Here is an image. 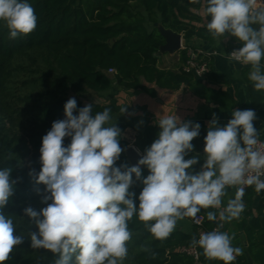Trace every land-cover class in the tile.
I'll return each instance as SVG.
<instances>
[{
	"label": "clouds",
	"instance_id": "obj_1",
	"mask_svg": "<svg viewBox=\"0 0 264 264\" xmlns=\"http://www.w3.org/2000/svg\"><path fill=\"white\" fill-rule=\"evenodd\" d=\"M203 11L211 17L206 29L214 40L227 34L242 43L227 58L250 66L248 80L254 90L264 91V0H204ZM0 22L9 30V38L16 39L35 31L38 17L27 0H0ZM92 108L86 104L74 115L77 101L70 98L64 105L65 118L54 121L42 137V166L34 180L44 185L41 202L47 206L39 211L24 209L38 229L30 233L32 249L51 251L58 256L55 264H124L134 216L155 239L164 240L178 221L191 217L199 223L201 209H220L229 187H236V192L219 212L224 222L239 219L244 212L245 186H254L257 194L264 191V141L254 127L253 109L233 110L223 127L213 113L204 138V163L194 172L199 155L185 157L194 150L191 142L199 136V123L183 122L176 114L161 115L156 121L158 138L137 164L117 166L125 151L121 129L112 122L110 108L94 116ZM126 111L127 106L120 108V113ZM65 138H70L67 146ZM141 166L149 171L143 178ZM11 171L0 170V264L24 240L15 235L13 218L2 211L17 183ZM137 181L143 185L138 207L136 194L129 191ZM207 219L215 221L217 214L208 211ZM233 239L234 234L213 230L201 233L199 239L193 236L191 246L201 248L209 260L232 264L243 255ZM141 251L150 248L142 246ZM151 255L155 258V253Z\"/></svg>",
	"mask_w": 264,
	"mask_h": 264
},
{
	"label": "trees",
	"instance_id": "obj_2",
	"mask_svg": "<svg viewBox=\"0 0 264 264\" xmlns=\"http://www.w3.org/2000/svg\"><path fill=\"white\" fill-rule=\"evenodd\" d=\"M27 2L38 17L35 31L10 39L9 30L0 22V170L10 168L11 178L17 181L14 195L2 211L13 218L15 235L24 237L23 243L13 249L4 264H55L58 256L51 251L32 249L30 233L38 229L24 209L32 207L39 211L47 206L41 202L44 185L36 184L34 180L42 166L39 149L42 137L51 129L52 123L65 118L64 105L70 99V92L78 95L74 115H78V110L86 104L93 105V116L104 108H110L112 116L124 115L120 113L124 106L114 98L107 103H85L79 97L84 98L89 92L99 95L111 89L114 82L123 89L142 90L151 96H156L157 91L149 85L172 90L187 85L208 101H215L229 110L234 108L236 101L228 91L210 88L202 82V79L218 81L220 76L213 70V57L205 52L198 54L199 50L189 44L177 51L179 59L173 67L160 65L161 57L157 53L165 44V38L157 24L182 34L186 40L215 41L203 25L205 20H211L200 13L204 0L197 4L190 0ZM226 38H229V53L243 46L235 37L226 34ZM190 51L209 65L210 69L203 77L185 69ZM109 69H114L115 73H109ZM249 71L250 66L244 65L241 74L247 83L250 101L264 115V91L254 90L248 80ZM116 126L121 129L120 144L126 150L130 143L125 133L131 126L122 122ZM206 135V131H200L194 138L191 142L193 151L204 149ZM69 143L70 138H65L64 145ZM124 152L117 166H130ZM203 163L199 159L193 171L198 172ZM148 174L144 166L142 178ZM142 188V183L137 181L129 189L136 194L137 207ZM256 195L254 186L246 189L243 197L246 207L239 219L220 221L219 209H201L198 214L204 216V222L202 226L194 225V233L174 231L164 240L155 239L134 216L129 222L133 237L124 264H195V257L181 249L192 247L191 239L193 236L198 239L200 230L211 232L215 228L234 234L233 246L243 249V255L237 258L245 260L248 253L256 262L264 264V191L255 213ZM208 211L215 212L217 220L209 221ZM142 246L150 248V252L141 251ZM151 253H155V258Z\"/></svg>",
	"mask_w": 264,
	"mask_h": 264
},
{
	"label": "crops",
	"instance_id": "obj_3",
	"mask_svg": "<svg viewBox=\"0 0 264 264\" xmlns=\"http://www.w3.org/2000/svg\"><path fill=\"white\" fill-rule=\"evenodd\" d=\"M200 13L204 16L203 9ZM206 20L203 25H206ZM255 27V26H254ZM183 36V35H182ZM221 41L215 40L213 43L204 41L198 38H192L186 40L183 36L182 46L191 45L192 47L197 48L200 52H205L213 57V70L220 76V80H206L202 79V82L208 87L228 91L236 101L234 108L225 109L220 107L219 104L215 101H208L205 97L196 93L187 85H182L178 90H172L167 88H159L155 85H149L150 87H155L157 91L156 96H151L148 93L146 95L148 103L145 104L141 100L144 91L142 90H131L126 93L128 97H131V103H126L125 101L120 100L118 103L127 106V109H130L125 112L124 115H114L113 118L118 117L119 122H123L121 118L126 117L129 119L128 125L132 126L126 130L125 136L128 139L130 145L135 146L141 153H145V150L151 146V144L158 138V133L160 128L156 123L157 119L161 115H174L176 114L181 121L193 123H199L201 125L200 131L207 132L208 125L211 119L213 118V113H215L218 118V126L223 127L231 119V113L233 110H245L253 109L256 112L257 118L253 122L254 127L259 132V138L264 140V115L261 110L255 108L250 101L248 86L244 81L241 74V70L244 65L239 62L232 61L229 62L227 56L230 54L227 50L229 38L223 39ZM182 49V48H181ZM165 53L160 55V57L165 56ZM169 54L171 57L170 62H177L179 59L178 52L174 54ZM165 67H170L165 65ZM115 85H118L114 82ZM121 88L120 86H118ZM122 90H125L121 88ZM109 91V92H108ZM136 91V92H134ZM106 94H114L111 89L105 91ZM105 92L100 93L104 94ZM125 92V91H124ZM109 96V95H108ZM107 96V100L99 101V103H107L109 99H112ZM117 97V96H116ZM114 97L118 101V99ZM98 102V101H94ZM133 113L128 115L127 113ZM144 112V114H142ZM120 118V119H119ZM142 131V140L137 142L136 137H131L130 134H133V131ZM132 143V144H131ZM195 155H199L200 159L204 161V149L202 151H193L185 157V159L192 158ZM227 195L222 198L221 208L227 206L228 199L234 198V189L229 187L226 189ZM262 192L255 196V201L253 204V209L255 213L258 211V207L261 204ZM194 218L187 217L184 220L177 222L176 228L174 231H183L188 233H194ZM243 233V232H241ZM243 243L245 246L248 245L247 240L244 235H242ZM198 252V258L196 259L195 264H223L222 261L218 260H209L204 254L203 250L199 247H196ZM246 252V251H245ZM232 264H259L256 262L248 253L245 260L237 258Z\"/></svg>",
	"mask_w": 264,
	"mask_h": 264
},
{
	"label": "rangeland",
	"instance_id": "obj_4",
	"mask_svg": "<svg viewBox=\"0 0 264 264\" xmlns=\"http://www.w3.org/2000/svg\"><path fill=\"white\" fill-rule=\"evenodd\" d=\"M165 56H163V57H161L160 58V65H162V66H165V65H168V66H170V67H173V65H174V62H170V59H171V57L170 58H168L169 57V54L168 53H166V54H164ZM111 91H113V93L114 94H106L107 92H105L104 94H95V93H93V92H89V93H87L86 94V96L83 98V97H81V96H79L80 98H82V99H84V101H85V103H89V102H91V101H104V100H107V96L108 97H110V98H114V97H116L117 99H118V102L120 101V100H122V101H125L126 103H131V97H128L127 95H126V93H128V91H131V90H127V89H125V90H122L121 88H119L118 87V85H115L114 83L112 84V86H111ZM125 91V92H124ZM109 92V91H108ZM134 92H136V91H134ZM143 93V96L141 97V100L143 101V103H145V104H147L148 103V101H147V98H146V96H144V95H146V94H144L145 92H142ZM69 97L70 98H77L78 97V95L77 94H75L74 92H70V94H69ZM120 99V100H119ZM128 115H132L133 113H127ZM142 114H144V112H142ZM120 119V118H119ZM122 119V123H125V124H127L128 122H129V119H127L126 117H123V118H121ZM112 122L113 123H118L119 122V120H118V117H116V118H113V120H112ZM131 129H133L132 128V126H131ZM134 130V129H133ZM132 130V131H133ZM142 134H143V132L142 131H133V134H130V136L131 137H136L137 139V142H139V140H142ZM125 137H127V136H125ZM128 138V137H127ZM132 144V143H131Z\"/></svg>",
	"mask_w": 264,
	"mask_h": 264
},
{
	"label": "water",
	"instance_id": "obj_5",
	"mask_svg": "<svg viewBox=\"0 0 264 264\" xmlns=\"http://www.w3.org/2000/svg\"><path fill=\"white\" fill-rule=\"evenodd\" d=\"M158 29L160 33L164 36L165 38V44L161 46L160 50L158 51L157 55L160 56L163 53H170L174 54L177 52L179 49H181L182 46V34H179L177 32H174L170 29L164 28L162 25H158ZM124 155L126 157V161L130 166H135L138 162V160L142 157L143 153L140 151H137L135 146L129 145L125 152ZM142 168L144 166H141Z\"/></svg>",
	"mask_w": 264,
	"mask_h": 264
},
{
	"label": "built area",
	"instance_id": "obj_6",
	"mask_svg": "<svg viewBox=\"0 0 264 264\" xmlns=\"http://www.w3.org/2000/svg\"><path fill=\"white\" fill-rule=\"evenodd\" d=\"M184 48V46L182 47ZM237 50V49H236ZM201 53L200 51L198 52V54ZM198 54L195 53V52H192L190 51L189 52V61L185 67V69L187 71H193L197 76L199 77H203L210 69L209 65L206 63V62H202L200 60H198ZM109 73H115V70L114 69H109ZM260 141H264L263 139H260ZM248 188V186H245V191L246 189ZM234 189V197H235V192H236V187H233ZM197 217L199 218L200 222L197 223L195 219H193V222L195 225H198V226H202L203 222H204V216L201 215V214H197ZM214 230H218V228H215ZM201 233H206L205 231L203 230H200L198 232V239H199V235ZM183 252H186L192 256L195 257V259L198 258V252H197V249L196 248H193V247H184L181 249Z\"/></svg>",
	"mask_w": 264,
	"mask_h": 264
}]
</instances>
